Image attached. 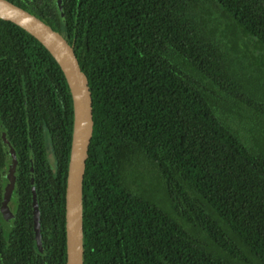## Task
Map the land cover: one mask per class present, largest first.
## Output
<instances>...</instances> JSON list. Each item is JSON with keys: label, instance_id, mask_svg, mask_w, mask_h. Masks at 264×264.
Returning a JSON list of instances; mask_svg holds the SVG:
<instances>
[{"label": "trees", "instance_id": "16d2710c", "mask_svg": "<svg viewBox=\"0 0 264 264\" xmlns=\"http://www.w3.org/2000/svg\"><path fill=\"white\" fill-rule=\"evenodd\" d=\"M8 1L87 77L82 264H264V0H59L51 17ZM72 121L55 59L0 18V201L16 157L0 264H66Z\"/></svg>", "mask_w": 264, "mask_h": 264}, {"label": "water", "instance_id": "95a60500", "mask_svg": "<svg viewBox=\"0 0 264 264\" xmlns=\"http://www.w3.org/2000/svg\"><path fill=\"white\" fill-rule=\"evenodd\" d=\"M0 18L23 28L48 50L59 65L70 90L73 121L64 200L66 264H82V181L93 128L92 98L86 74L80 68L73 48L66 39L34 14L8 0H0ZM10 156L12 160L7 175L9 182L5 188L2 205L4 213L7 211L6 203L14 182L16 158L12 149ZM39 220L37 203L33 200V232L40 248Z\"/></svg>", "mask_w": 264, "mask_h": 264}, {"label": "flooded vegetation", "instance_id": "af4514ba", "mask_svg": "<svg viewBox=\"0 0 264 264\" xmlns=\"http://www.w3.org/2000/svg\"><path fill=\"white\" fill-rule=\"evenodd\" d=\"M58 3H59V0H58ZM4 139V136H3V138H2V140ZM3 142H4V140H3ZM16 158V157H15ZM14 174V173H13ZM7 175H8V169H7V172H6V174H5V185H4V188H3V191H2V200L0 201V218H1V222H2V224H3V226L7 229V228H9V226H10V220L12 219V218H14V211H15V209H16V203H15V200L14 201H12L11 200V196L13 195V189H12V191H11V193H10V197H9V200L7 201V203H6V208H7V211L5 210V213L3 212V210H2V205H3V201H4V193H5V188H6V185L8 184V183H6V181H8L9 182V180H8V178H7ZM14 180H15V177H14ZM13 187H14V182H13ZM11 203H12V206H11ZM32 203H33V201H32ZM37 208H38V206H37ZM4 217L6 218V219H4ZM39 248V247H38ZM41 248V247H40Z\"/></svg>", "mask_w": 264, "mask_h": 264}, {"label": "rangeland", "instance_id": "374dc122", "mask_svg": "<svg viewBox=\"0 0 264 264\" xmlns=\"http://www.w3.org/2000/svg\"><path fill=\"white\" fill-rule=\"evenodd\" d=\"M39 5L45 9V11H47V15L49 17L51 16H55L56 14L60 15V10L58 8V0H37ZM4 143L7 144V140L6 138L3 139ZM50 152V151H48ZM6 183H8V181H6ZM11 200L14 201L15 198L12 195L11 196ZM12 206V203H11Z\"/></svg>", "mask_w": 264, "mask_h": 264}]
</instances>
